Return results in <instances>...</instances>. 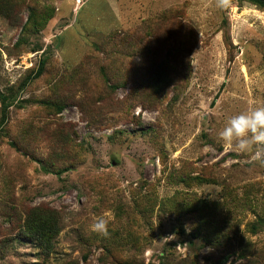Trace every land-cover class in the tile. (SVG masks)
<instances>
[{"label": "rangeland", "instance_id": "374dc122", "mask_svg": "<svg viewBox=\"0 0 264 264\" xmlns=\"http://www.w3.org/2000/svg\"><path fill=\"white\" fill-rule=\"evenodd\" d=\"M216 3L15 0L0 18V264H264V164L218 136L264 105V9ZM34 207L59 216L47 257L21 233Z\"/></svg>", "mask_w": 264, "mask_h": 264}, {"label": "trees", "instance_id": "16d2710c", "mask_svg": "<svg viewBox=\"0 0 264 264\" xmlns=\"http://www.w3.org/2000/svg\"><path fill=\"white\" fill-rule=\"evenodd\" d=\"M240 3H248L264 9V0H233ZM15 0H0V18L7 21L15 20ZM44 61H40L38 69L33 79L39 78L43 73ZM171 78L164 68L150 62L148 66V76L143 82V88L149 90L154 95H163L170 85ZM12 99V97H10ZM10 98L0 93L1 116L0 128L7 122V112L10 106ZM60 230V220L58 213L54 210L34 207L30 209L24 219L21 233L24 237L33 240L41 253L47 257L53 250L54 240ZM48 264V263H45ZM64 264H76L73 261Z\"/></svg>", "mask_w": 264, "mask_h": 264}, {"label": "clouds", "instance_id": "9594fccd", "mask_svg": "<svg viewBox=\"0 0 264 264\" xmlns=\"http://www.w3.org/2000/svg\"><path fill=\"white\" fill-rule=\"evenodd\" d=\"M216 6L219 9H227L230 7V0H217ZM218 136L226 149L235 147L242 153H253V159L264 164V105L254 106L246 112L230 117ZM113 218L111 211L94 217L90 225L91 231L107 236L109 221Z\"/></svg>", "mask_w": 264, "mask_h": 264}]
</instances>
